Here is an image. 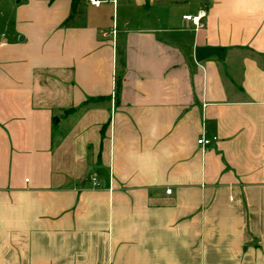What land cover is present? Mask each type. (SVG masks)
I'll return each mask as SVG.
<instances>
[{"label": "crops", "instance_id": "1", "mask_svg": "<svg viewBox=\"0 0 264 264\" xmlns=\"http://www.w3.org/2000/svg\"><path fill=\"white\" fill-rule=\"evenodd\" d=\"M0 264H264V0H0Z\"/></svg>", "mask_w": 264, "mask_h": 264}, {"label": "built area", "instance_id": "2", "mask_svg": "<svg viewBox=\"0 0 264 264\" xmlns=\"http://www.w3.org/2000/svg\"><path fill=\"white\" fill-rule=\"evenodd\" d=\"M89 2V4L97 6L100 2V0H87ZM205 10L203 8L198 9L194 14H188V13H184L182 14L180 17L181 19L190 22L194 27L199 28L203 25L201 19L203 17H205ZM114 30L113 28L108 31L107 33L109 34H113ZM106 32H103L102 35H105ZM216 137L212 136V137H205L203 135H200L197 139H196V143L201 145V146H206L209 145L211 142H213L215 140ZM92 180L94 181V178H92Z\"/></svg>", "mask_w": 264, "mask_h": 264}, {"label": "water", "instance_id": "3", "mask_svg": "<svg viewBox=\"0 0 264 264\" xmlns=\"http://www.w3.org/2000/svg\"><path fill=\"white\" fill-rule=\"evenodd\" d=\"M220 48L217 47H195L193 51V57L195 61H200L201 59L205 58L209 55H219Z\"/></svg>", "mask_w": 264, "mask_h": 264}, {"label": "trees", "instance_id": "4", "mask_svg": "<svg viewBox=\"0 0 264 264\" xmlns=\"http://www.w3.org/2000/svg\"><path fill=\"white\" fill-rule=\"evenodd\" d=\"M76 1H77V0H71V10L74 9V5H75Z\"/></svg>", "mask_w": 264, "mask_h": 264}]
</instances>
